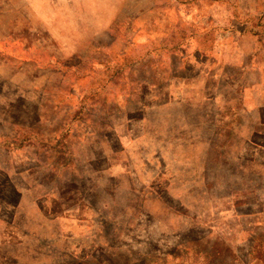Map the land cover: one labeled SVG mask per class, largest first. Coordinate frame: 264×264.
<instances>
[{
	"label": "rangeland",
	"instance_id": "rangeland-1",
	"mask_svg": "<svg viewBox=\"0 0 264 264\" xmlns=\"http://www.w3.org/2000/svg\"><path fill=\"white\" fill-rule=\"evenodd\" d=\"M192 247L264 264V0H0V264Z\"/></svg>",
	"mask_w": 264,
	"mask_h": 264
},
{
	"label": "trees",
	"instance_id": "trees-1",
	"mask_svg": "<svg viewBox=\"0 0 264 264\" xmlns=\"http://www.w3.org/2000/svg\"><path fill=\"white\" fill-rule=\"evenodd\" d=\"M234 204L237 206V207H240V205L241 204H245L244 202H239L238 201V199H236L235 198V202H234ZM137 208L138 209H141L142 210V207L140 206V205H138L137 206ZM204 213V212H203ZM215 217H217L218 218V214H217V211H215ZM188 215V217H193V218H196V215L197 214H190V213H187ZM204 214H206V212L204 213ZM202 215V214H198V217H197V219H199V220H202V221H204L203 219L205 218L206 219V217H205V215ZM185 241V243H187V244H191L192 242H193V238H188V239H186V240H184ZM184 241L182 242V240L180 241V244H183L184 243ZM192 249H193V253L192 254H194V255H200L202 258H203V262H204V264H214V262H213V259H212V254H210V252H208V251H201V250H198V251H196L195 250V248H193L192 247ZM144 261V263H145V261H147V260H143Z\"/></svg>",
	"mask_w": 264,
	"mask_h": 264
}]
</instances>
